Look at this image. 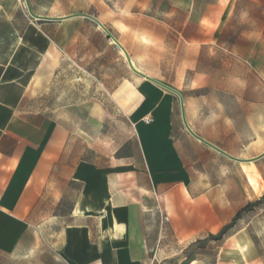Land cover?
<instances>
[{
  "label": "crops",
  "instance_id": "0c3cea01",
  "mask_svg": "<svg viewBox=\"0 0 264 264\" xmlns=\"http://www.w3.org/2000/svg\"><path fill=\"white\" fill-rule=\"evenodd\" d=\"M220 2L207 4L196 22H186L183 37L204 45L210 36L232 35L209 27L221 26ZM70 20L34 23L23 15L21 28L0 34V253L50 264H259L243 231L209 259L202 241H220L209 237L264 193V173L255 162H234L192 137L180 108L178 117L174 113L175 95L133 73L114 45L117 64L141 94V105L124 111L116 88L121 78L90 72L89 51L73 55L67 35L59 39ZM55 25L61 27L54 32ZM118 41L135 69L151 77ZM104 52L95 51L98 64ZM47 58L51 83L62 84L59 68L79 69L65 76L76 91L64 107L35 105L31 97V82L42 77ZM149 84L168 94L157 106ZM184 111L196 135L236 157L199 130L185 104ZM122 113L136 122L134 131L107 151L105 117ZM145 115L151 123L140 120Z\"/></svg>",
  "mask_w": 264,
  "mask_h": 264
},
{
  "label": "rangeland",
  "instance_id": "374dc122",
  "mask_svg": "<svg viewBox=\"0 0 264 264\" xmlns=\"http://www.w3.org/2000/svg\"><path fill=\"white\" fill-rule=\"evenodd\" d=\"M28 1L38 15L63 17L84 13L96 17L126 45L141 70L181 93L185 107L192 110L197 127L205 135L241 159L253 158L264 151V0L255 3L239 0L233 6L229 0H221V26L209 24V27H222L223 31L233 34L210 36L209 42L204 45L185 39L181 31L186 22H196L205 6L217 0ZM23 15L37 23L28 15L24 0H0V34L21 28ZM51 27L55 32L61 26ZM134 28L142 29V34L137 35L139 32ZM62 29H68V32L63 31L59 39L68 41L73 55L82 50L89 51V58L94 59L90 72L100 70L101 74L121 78L116 88L123 96L121 103L126 104L124 111L141 105V94L135 92L133 76H127L121 65L117 64L120 57L117 49L95 23L73 18L65 22ZM141 41L149 43L151 48L147 49ZM97 49L105 51L103 56H99L100 64L95 58ZM54 55H51L52 61ZM49 61L50 58H47V64L41 71L42 77L32 80L31 97L35 105L50 108L58 104L64 107L66 97L72 98L76 91L64 83L65 76L68 79L76 76L79 69L75 66L59 68V81L62 84L51 83L50 72L53 69ZM149 85L157 106L163 101L162 96L168 94ZM125 97L130 98L131 102ZM171 97L174 113L178 117V99ZM106 104L109 105V102ZM142 119L143 122H146L145 119L148 123L152 122L151 115H145ZM105 122L107 151L126 141L136 124L124 113L106 116ZM254 164L260 173H264V157ZM256 168L243 166L247 174H255ZM252 204V210L244 213L220 241H202V246L208 247L206 252H202L203 255L208 259L215 256L221 248L231 246L233 235L243 231L252 239L255 251L261 257L258 263H264V193ZM0 264H50V261L22 260L17 253H0Z\"/></svg>",
  "mask_w": 264,
  "mask_h": 264
},
{
  "label": "water",
  "instance_id": "95a60500",
  "mask_svg": "<svg viewBox=\"0 0 264 264\" xmlns=\"http://www.w3.org/2000/svg\"><path fill=\"white\" fill-rule=\"evenodd\" d=\"M25 5H26V9H27V13L28 15L37 21H51V22H59V21H65L71 18H83V19H87L92 21L93 23H95L97 25L98 28H100L102 30V32L104 33V35L107 37V39L109 41H111L123 54L130 70L135 73L136 75H138L139 77H142L144 79H146L147 81L153 83L154 85L160 87L161 89H164L165 91L175 95L178 99L179 102V108H180V113H181V118H182V123L186 129V131L192 136L194 137L196 140H198L199 142L203 143L204 145L210 147L211 149L215 150L216 152L224 155L225 157L231 159L234 162H238V163H252L255 161H258L259 159L264 157V152H262L261 154H259L256 157L250 158V159H240L237 157H233L227 153H225L224 151H222L221 149H219L218 147H216L215 145L209 143L208 141L202 139L201 137H199L198 135H196L191 128L189 127V125L187 124V121L185 119V111H184V102H183V97L181 95V93L174 89L173 87L162 83L161 81H158L154 78L149 77L148 75H145L144 73L138 71L137 69H135V67L132 64V61L127 53V51L123 48V46L119 43V41L111 34V32L109 30H107L105 28V26L94 16L89 15V14H84V13H77V14H72V15H68V16H63V17H50V16H42V15H37L33 12L30 3L28 0H24Z\"/></svg>",
  "mask_w": 264,
  "mask_h": 264
},
{
  "label": "trees",
  "instance_id": "16d2710c",
  "mask_svg": "<svg viewBox=\"0 0 264 264\" xmlns=\"http://www.w3.org/2000/svg\"><path fill=\"white\" fill-rule=\"evenodd\" d=\"M254 207V204H248L246 205L243 209H241V211H239L236 215V217L233 219V221L231 222L230 225H228L225 229H223L219 234L215 235V236H210L209 238L211 240H221V238L226 234L227 230L232 228L236 222V220L240 219L241 216L244 214V213H247V212H250L252 210V208Z\"/></svg>",
  "mask_w": 264,
  "mask_h": 264
},
{
  "label": "built area",
  "instance_id": "2783aa9c",
  "mask_svg": "<svg viewBox=\"0 0 264 264\" xmlns=\"http://www.w3.org/2000/svg\"><path fill=\"white\" fill-rule=\"evenodd\" d=\"M146 122H148V121H146Z\"/></svg>",
  "mask_w": 264,
  "mask_h": 264
},
{
  "label": "bare ground",
  "instance_id": "6f19581e",
  "mask_svg": "<svg viewBox=\"0 0 264 264\" xmlns=\"http://www.w3.org/2000/svg\"><path fill=\"white\" fill-rule=\"evenodd\" d=\"M122 53V52H121Z\"/></svg>",
  "mask_w": 264,
  "mask_h": 264
}]
</instances>
